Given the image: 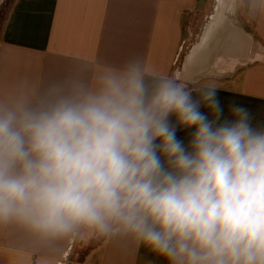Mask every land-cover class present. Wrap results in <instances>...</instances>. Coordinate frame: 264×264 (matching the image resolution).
I'll return each instance as SVG.
<instances>
[{
    "label": "clouds",
    "instance_id": "obj_1",
    "mask_svg": "<svg viewBox=\"0 0 264 264\" xmlns=\"http://www.w3.org/2000/svg\"><path fill=\"white\" fill-rule=\"evenodd\" d=\"M219 91L132 54L0 92V228L264 264V120Z\"/></svg>",
    "mask_w": 264,
    "mask_h": 264
},
{
    "label": "crops",
    "instance_id": "obj_2",
    "mask_svg": "<svg viewBox=\"0 0 264 264\" xmlns=\"http://www.w3.org/2000/svg\"><path fill=\"white\" fill-rule=\"evenodd\" d=\"M7 1L0 0V9ZM217 15L244 35L247 42L238 47H246L247 57H213L210 67L193 73L192 53ZM132 54L189 86L215 83L225 106L235 101L264 120V4L258 0H11L0 28V92L43 84L86 61L120 64ZM96 238L42 241L15 226L0 228V264H166L147 248Z\"/></svg>",
    "mask_w": 264,
    "mask_h": 264
},
{
    "label": "water",
    "instance_id": "obj_3",
    "mask_svg": "<svg viewBox=\"0 0 264 264\" xmlns=\"http://www.w3.org/2000/svg\"><path fill=\"white\" fill-rule=\"evenodd\" d=\"M223 21L225 20L220 15L216 16L214 23L207 28L202 39L203 41H201L200 45L192 53L190 62L196 64L192 66L195 69L193 73L210 67L213 63V57H247L246 47L241 52H239L240 47H238L241 44L240 41L247 42L246 38L239 30L229 27ZM246 46L248 47L247 43Z\"/></svg>",
    "mask_w": 264,
    "mask_h": 264
},
{
    "label": "trees",
    "instance_id": "obj_4",
    "mask_svg": "<svg viewBox=\"0 0 264 264\" xmlns=\"http://www.w3.org/2000/svg\"><path fill=\"white\" fill-rule=\"evenodd\" d=\"M11 0H8L6 5L0 9V28L2 26V23L4 22L7 14V10L9 8Z\"/></svg>",
    "mask_w": 264,
    "mask_h": 264
},
{
    "label": "rangeland",
    "instance_id": "obj_5",
    "mask_svg": "<svg viewBox=\"0 0 264 264\" xmlns=\"http://www.w3.org/2000/svg\"><path fill=\"white\" fill-rule=\"evenodd\" d=\"M181 68V64L180 63H178L177 65H176V68H175V73H176V71H177V69L179 70ZM174 73V74H175ZM175 78H177L176 76H175ZM178 80H180V81H182V82H185V83H187V81H185L183 78H181V77H179V78H177ZM190 84V83H189ZM191 86H194V84L193 85H191ZM98 238H96V240H97ZM96 242V241H95ZM84 245H88V243L86 242ZM84 245H82V246H84ZM76 246H78V243L76 242L75 243V246L74 247H76ZM88 248V247H87ZM87 248H84V249H87ZM76 249V248H75ZM84 251H86V250H84Z\"/></svg>",
    "mask_w": 264,
    "mask_h": 264
},
{
    "label": "bare ground",
    "instance_id": "obj_6",
    "mask_svg": "<svg viewBox=\"0 0 264 264\" xmlns=\"http://www.w3.org/2000/svg\"><path fill=\"white\" fill-rule=\"evenodd\" d=\"M229 1H230V0H229ZM228 8H229V3H228L227 6H226L227 11H228ZM227 11H226V12H227ZM233 65H235V64H230L229 67L232 68Z\"/></svg>",
    "mask_w": 264,
    "mask_h": 264
}]
</instances>
